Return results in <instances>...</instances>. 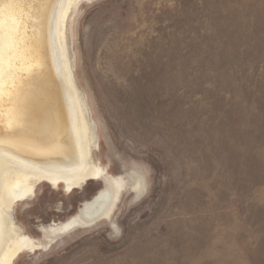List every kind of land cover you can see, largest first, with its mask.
Wrapping results in <instances>:
<instances>
[{
  "label": "rangeland",
  "instance_id": "1",
  "mask_svg": "<svg viewBox=\"0 0 264 264\" xmlns=\"http://www.w3.org/2000/svg\"><path fill=\"white\" fill-rule=\"evenodd\" d=\"M74 9L66 43L108 180L39 184L13 214L41 246L13 264H264V0ZM113 177L109 215L83 218Z\"/></svg>",
  "mask_w": 264,
  "mask_h": 264
},
{
  "label": "bare ground",
  "instance_id": "2",
  "mask_svg": "<svg viewBox=\"0 0 264 264\" xmlns=\"http://www.w3.org/2000/svg\"><path fill=\"white\" fill-rule=\"evenodd\" d=\"M82 1L0 0V264L41 246L13 214L39 184L70 192L89 180H108L94 158L99 136L66 43V19ZM109 182L116 190L84 202L83 218L109 215L123 183ZM83 223L74 217L50 226L47 238Z\"/></svg>",
  "mask_w": 264,
  "mask_h": 264
},
{
  "label": "flooded vegetation",
  "instance_id": "3",
  "mask_svg": "<svg viewBox=\"0 0 264 264\" xmlns=\"http://www.w3.org/2000/svg\"><path fill=\"white\" fill-rule=\"evenodd\" d=\"M86 202V201H85Z\"/></svg>",
  "mask_w": 264,
  "mask_h": 264
}]
</instances>
